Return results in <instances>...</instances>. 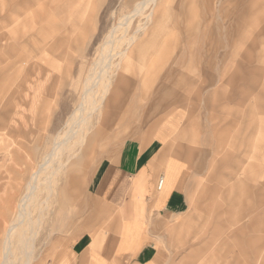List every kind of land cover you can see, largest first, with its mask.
Segmentation results:
<instances>
[{"label": "rangeland", "instance_id": "374dc122", "mask_svg": "<svg viewBox=\"0 0 264 264\" xmlns=\"http://www.w3.org/2000/svg\"><path fill=\"white\" fill-rule=\"evenodd\" d=\"M144 2L0 0V76L23 60L0 97V264L32 175L64 137L104 59L109 69L92 86L100 107L78 134L83 140L77 135L62 153L64 168L51 167L52 181L39 183L36 225L16 230L26 238L12 237V264L25 263L22 241L32 232L30 264H73L104 226L94 197L104 166L126 160L133 142L137 152L147 146L150 124L178 107L191 127L189 157L199 163L194 233L224 242L206 251L237 264L246 251L264 264V0H155L136 11ZM203 87L205 101L196 93Z\"/></svg>", "mask_w": 264, "mask_h": 264}, {"label": "crops", "instance_id": "0c3cea01", "mask_svg": "<svg viewBox=\"0 0 264 264\" xmlns=\"http://www.w3.org/2000/svg\"><path fill=\"white\" fill-rule=\"evenodd\" d=\"M21 63L18 57L10 69L20 72ZM15 73L0 76V97L12 87ZM196 93L205 101V87ZM150 129L147 146L137 152L133 142L126 160L107 163L102 169L94 197L104 208V226L73 264H237V257L206 251L211 245L223 247L224 242L215 244L213 236L194 233L201 229L192 213V183L199 163L189 157L191 127L185 110L174 109L150 124ZM197 129L199 138H204L203 120ZM241 256L244 260L239 264L254 261L246 251Z\"/></svg>", "mask_w": 264, "mask_h": 264}, {"label": "bare ground", "instance_id": "6f19581e", "mask_svg": "<svg viewBox=\"0 0 264 264\" xmlns=\"http://www.w3.org/2000/svg\"><path fill=\"white\" fill-rule=\"evenodd\" d=\"M154 2H155V0H146V2L142 3L140 5V7L136 11L141 12L142 8L144 6L147 7V5L149 3H153L154 4ZM144 9H146V8H144ZM148 16L150 17V15H148ZM106 52L108 53V51H106ZM104 66H105V68L109 67L108 59H104L103 61L97 62L96 63V67L95 68L93 67L94 70L93 69H92L93 71L91 70L92 73H91L90 77L87 80L88 82L85 83L86 85L84 87V101L80 105V107H79V109L77 111V114L75 113L76 115L70 121V123L68 125L69 127H68L67 132L64 134V137L58 136V138H56L57 140H56V143H54L55 144L54 151L52 153H50V154L45 156L44 162L41 163L39 168L32 175V177L30 179V182H29V184L27 186V192H26L25 196L21 199V203H20V206H19V209H18V214L16 216V221H14L11 224V228L9 230V235H8V238H7L6 243H5V249H3L5 251V253H4L5 258H4L3 264H12V259L10 257L11 254H12V251H11L12 250L11 249L12 240H13L12 237L15 236L16 233L17 234L19 233L16 230L20 226H21L20 228H22V225H24V224L25 225L26 224L27 225L35 224V223L32 222L30 215H31V208L35 206V200L37 199L36 192H37V190H38V188L40 186L39 183L52 181L51 179H52L53 176H51V174H56V172L55 173H50L49 169L56 165L54 169H55V171L58 172V170L61 167H63V165L61 164V161H60L62 153L67 151V150H69L71 148V146H70L71 140H73L78 134L81 135V133L83 132V130L85 128H88L87 126H88V123H89V119L92 116V113L95 111V109L100 107L97 104L96 100L94 99L96 92L94 93L92 91V86H93L94 83H97V85L99 84V86H101L100 84L104 80V72H105L104 71ZM117 66H118V64H117ZM97 70L99 71V76H97L94 79L93 75L95 74V72ZM104 84H105V86H104L103 89H107L108 85H106V84H108V83H104ZM98 88H102V87H98ZM98 91H100V89ZM103 95H105L104 91H103ZM96 99H98V98H96ZM100 103H101V101H100ZM80 135H78L79 136V140H83V136L80 137ZM76 143H77V141H76ZM80 144H82V143H80ZM75 145H77V144H75ZM56 162H57V164H56ZM42 177H44V180L42 179ZM158 187H159V184H158ZM31 223H33V224H31ZM23 227H26V226H23ZM31 228L33 229V227H31ZM31 228L29 230H32ZM20 232H23V230L20 231ZM23 234L24 233H22V234L19 233L18 235H20L22 237ZM20 236H19V239H20ZM23 236L25 237L26 235L24 234ZM30 236L31 237L29 239H26V240L22 241L24 246L26 244L25 249H27L26 250V261L24 260L25 263L22 261L24 264H30V262H32V261H30L31 260L30 258H33V257H31V253L33 254L32 247L30 246L31 243L28 246V242L33 240L34 236H36V233L32 232L30 234ZM22 239H23V237H22Z\"/></svg>", "mask_w": 264, "mask_h": 264}, {"label": "built area", "instance_id": "2783aa9c", "mask_svg": "<svg viewBox=\"0 0 264 264\" xmlns=\"http://www.w3.org/2000/svg\"><path fill=\"white\" fill-rule=\"evenodd\" d=\"M162 184H163V181L161 180V181L159 182V188H161Z\"/></svg>", "mask_w": 264, "mask_h": 264}]
</instances>
